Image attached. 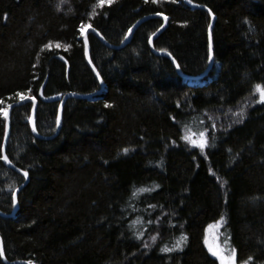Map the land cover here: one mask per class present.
I'll return each instance as SVG.
<instances>
[{
  "label": "trees",
  "instance_id": "trees-1",
  "mask_svg": "<svg viewBox=\"0 0 264 264\" xmlns=\"http://www.w3.org/2000/svg\"><path fill=\"white\" fill-rule=\"evenodd\" d=\"M191 3L210 13L184 0H0V109L31 95L50 137L32 132L33 101L14 106L7 166L0 112L8 262L221 264L206 243L219 223L237 264H264V0ZM211 14L214 63L187 79L209 66ZM146 16L119 48L88 34L101 88L84 32L119 46ZM98 91L68 98L55 134L61 101L47 99Z\"/></svg>",
  "mask_w": 264,
  "mask_h": 264
},
{
  "label": "water",
  "instance_id": "water-1",
  "mask_svg": "<svg viewBox=\"0 0 264 264\" xmlns=\"http://www.w3.org/2000/svg\"><path fill=\"white\" fill-rule=\"evenodd\" d=\"M186 3H188L189 5H191L192 7H196V8H203V9H207L205 6H201V5H196V4H193L191 2H189V0H184ZM208 10V9H207ZM209 11V10H208ZM210 13V11H209ZM212 15V14H211ZM153 16H160V17H163L165 19V16H162V15H153ZM151 16H146L142 19H140L139 21H137L133 27L130 29V31L128 32L127 36L125 37L124 41L122 42L121 45L119 46H114V45H111L110 43H108L103 37L102 35L94 28H89L87 29L84 34H83V40H84V43H85V47H86V59L90 65V67L92 68V70L94 71L96 77L98 78V80L100 81V84H101V88H104V82L102 80V78L100 77V75H97L98 71L96 69V67L92 64L91 62V59H90V45H89V42H88V34L90 32H93L97 35V37L106 45H108L109 47H112V48H119V47H122L124 46L131 38L132 36V33L134 32V30L143 22L145 21L146 19L150 18ZM214 19L215 17L212 15V24L210 26V30H209V41H210V45H211V53H210V56L211 58H209V66L207 68V70L198 75V76H184L181 74V71L179 69V67H177V62L176 60L171 56V54L169 55V53L167 52H157L156 50L153 49V51L156 53V54H159V55H166L168 57H170V59L172 60L173 64L175 65L176 69L178 70V72L185 78L187 79H192V80H198V79H202L204 77H206L210 71V69L212 68V65L214 63V53H213V41H212V28H213V24H214ZM166 21V19H165ZM166 25V23H165ZM165 25L160 28L152 37H151V40H150V45L151 47L153 48V40L163 31V29L165 28ZM97 93H100V91L98 92H95V93H92V94H87V95H80V94H76V93H67L65 94L63 97H60V96H54V97H51L49 99H47L48 101H58L60 100V106H59V114H58V127H57V131L55 134L58 133V131L60 130V127H61V123H62V108L66 102V100L70 97H77V98H90L91 96L97 94ZM30 97H32L31 95H28L27 97H25L23 100H21L20 102H16V103H13L9 109L7 110V116H6V133H5V138H4V147H3V157L6 155V145H7V142L9 140V137H10V113H11V110L14 106H17L18 104H21V103H24V102H27V101H33L34 102V107H33V111H32V114H31V118H30V125H31V129H32V132L34 133V135L40 139H47V138H50L48 136H42L40 134H38L37 130H36V125H35V112H36V106H37V101L36 99H30ZM7 156V155H6ZM9 161V159H8ZM8 161H5L3 159V162L7 165V166H10L12 168H15L14 165L11 164V162H8ZM24 172L22 171V174ZM24 175V174H23ZM26 178L28 179V175L26 176ZM24 185H21L16 191H15V195H16V202H14V210L11 214H14L17 210H18V201H17V194L18 192L20 191V189L23 187ZM0 215H6L4 213H2L0 211ZM0 247L2 249V252H1V256H2V259L3 261L6 263V264H23L24 262L22 261H14V262H8L5 257H4V253H3V245H2V239H1V236H0ZM26 264V263H24Z\"/></svg>",
  "mask_w": 264,
  "mask_h": 264
},
{
  "label": "rangeland",
  "instance_id": "rangeland-1",
  "mask_svg": "<svg viewBox=\"0 0 264 264\" xmlns=\"http://www.w3.org/2000/svg\"><path fill=\"white\" fill-rule=\"evenodd\" d=\"M263 96H264V93H263ZM188 141L191 144H200L201 141H203V140L202 139L196 140V139H193L191 137H188ZM219 227H220L219 223L212 224L209 226V228L207 230L206 243H207V246H208L210 252L212 253V255L215 256L220 261V263H221L220 256L222 255L225 258L224 264H231L232 257L234 254L226 251L221 246V244L219 242ZM214 251L219 252L220 255H214L213 254ZM235 264H237L236 259H235Z\"/></svg>",
  "mask_w": 264,
  "mask_h": 264
},
{
  "label": "snow or ice",
  "instance_id": "snow-or-ice-1",
  "mask_svg": "<svg viewBox=\"0 0 264 264\" xmlns=\"http://www.w3.org/2000/svg\"><path fill=\"white\" fill-rule=\"evenodd\" d=\"M107 2L108 3H111V0H107ZM189 2H191V0H189ZM100 3L101 4L105 3V0H100ZM165 19H166V17H165ZM80 30H81V32H83L84 31V27L82 26ZM161 51H164V50H161ZM209 52L211 53V45L209 46ZM169 55H170V53H169ZM209 58H211V56H209ZM177 67H179V65H177ZM97 75H99V73H97ZM257 88H260V86L257 85ZM20 97L23 100L24 99V94L23 93H20ZM30 99H35V98L34 97H30ZM0 112H2L5 117L7 116V110L6 109H0ZM204 145H205V142L204 141H201V143H200L199 146L201 148H203ZM3 159L5 161H8V157L6 155L3 157ZM8 162H10V161H8ZM23 174L26 177L28 175V172L27 171H24ZM12 200H13V202H16V195H15V193H13ZM177 246H179V245H177ZM164 250L165 251H168L169 249H164ZM0 252H2V249H0ZM213 254L214 255H220V253L219 252H216V251H214ZM220 259H221V264H224L225 258L221 255L220 256ZM27 264H32V262L29 261V262H27ZM231 264H235V257H234V255L232 257ZM244 264H247V261H245Z\"/></svg>",
  "mask_w": 264,
  "mask_h": 264
}]
</instances>
